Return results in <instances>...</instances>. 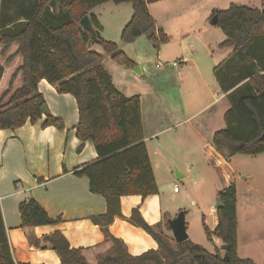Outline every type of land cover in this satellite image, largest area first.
I'll list each match as a JSON object with an SVG mask.
<instances>
[{
	"label": "trees",
	"instance_id": "trees-1",
	"mask_svg": "<svg viewBox=\"0 0 264 264\" xmlns=\"http://www.w3.org/2000/svg\"><path fill=\"white\" fill-rule=\"evenodd\" d=\"M5 0H0L2 10ZM128 2L132 14L120 31L122 42H131L145 34L155 49L168 41L167 33L156 27L147 0H34L22 11V19H1L0 46L5 54L17 45L6 62L21 56V64L13 72L8 88L0 95V129H15L27 120L34 122L45 113L42 126L63 128L61 117L42 110L43 95L38 91L39 80L45 79L59 93L74 96L78 109L75 134L80 140H90L97 159L74 169L76 175L88 178L89 189L106 200V212L92 217L102 227L109 250L88 263L81 248L70 247L67 239L55 230L44 239L60 258V264H256L252 258L237 253L236 184L230 182L216 194L222 205L215 209L216 224L210 229L201 219L208 241L215 237L225 244L221 251L216 245L209 251L189 238L176 242L164 230H170L168 213L161 222L147 224L137 209L130 220L142 227L157 242V249L139 255L127 252L124 243L110 235L108 225L120 214V197L140 194L145 197L158 192L148 150L143 141V126L139 95H124L112 82L111 75L101 64V55L89 48L98 44L117 64L135 68L136 63L118 45L101 35L103 26L90 10L104 2ZM158 1V0H152ZM88 14L96 38L84 30L79 20ZM226 36L219 48L232 52L213 68L220 90L230 105L223 114L224 126L216 130L211 144L216 150L226 149L229 155H255L264 152V1L262 7L230 2L226 8L212 12ZM235 59L242 61L236 70ZM21 74L22 85L12 84ZM245 80L240 84V81ZM21 226L55 224L32 197L18 207ZM185 212V211H184ZM0 264L15 263L6 235L0 209Z\"/></svg>",
	"mask_w": 264,
	"mask_h": 264
},
{
	"label": "crops",
	"instance_id": "crops-1",
	"mask_svg": "<svg viewBox=\"0 0 264 264\" xmlns=\"http://www.w3.org/2000/svg\"><path fill=\"white\" fill-rule=\"evenodd\" d=\"M147 1L156 27H161L169 37L168 41L160 44L158 49L151 44L152 49L148 56L139 50L137 40L142 35L131 42L120 40V31L132 14L131 4L122 2L109 6L110 1H108L90 10V13L95 14L103 26L101 31L103 37L106 31V15L102 12L103 9H106V13L110 12V18L117 29V37L119 36V41L113 40L138 66V69H134L119 65L111 58L112 61H110L108 54L98 49V44L89 45L90 49L101 55V64L111 75L114 85L126 96L137 94L140 97L143 141L148 150L158 189L157 193L145 197L140 194L121 196L120 214L114 216L108 225V231L111 236L124 243L127 252L131 255L157 249L158 244L155 239L142 227L131 222L130 215L132 210L137 209L149 225L161 222L165 213H168L171 218L176 215L169 201L171 200L169 190L171 179L169 178L166 180L167 183L163 184L158 182L156 176V170L162 171L164 175L168 174L172 156L171 161L177 167L175 170L178 178L188 177L187 170H182L181 165L194 163L202 169L207 166V169H212L211 171L213 169L220 171L225 182L220 190L230 182H235L237 253L240 257L252 258L241 253L239 244L240 188L238 184L242 183L240 178H243V171L234 166L231 161L230 157L236 154L229 155L226 149L216 150L211 144L213 133L223 128L215 125H219L218 122L223 120V114L230 105L226 95L231 91L220 90L213 68L232 52V48H219L218 45L226 39V36L221 29H219L221 33L210 29L213 31H207L199 42L204 53L197 59V52L192 42L183 40L182 30L185 26L172 27L173 32L169 33L170 27L167 24L169 20L177 18L179 14L191 8L192 4L197 3L196 1L205 4L207 15H212L214 10L222 9L225 2L224 0ZM239 1L248 6L259 5L254 0ZM162 3H169L175 8L162 12L160 7ZM101 7H104L102 12L97 11V8ZM260 7H262L261 4ZM114 10H117L118 16H111L114 15L112 12ZM185 33L187 34L188 31L185 30ZM171 43L174 44L177 53L165 60L170 61L167 65L164 62L156 63L158 72L154 79L158 85H153L152 92L133 93V86L139 80L149 86L148 78L143 81L139 77H146L147 63L152 61L154 55L159 59L162 57L165 59L162 50L164 46ZM188 53L191 54L188 56ZM176 60L179 61L180 67L171 64ZM241 63L242 61L235 59L236 70L241 67ZM17 76L12 84L13 89L22 85L21 74ZM189 77L192 81L189 82L184 96L180 82L187 84ZM168 81L174 82L171 86L173 93L169 95L164 94L162 90V87L165 88L168 85ZM244 82L245 80L240 81L239 85ZM37 88L44 97L45 111L61 117L64 126L63 128H57L54 125L42 126L46 117L45 113H42L41 117L34 122L27 120L15 129H0V209L12 257L15 263L60 264L58 254L44 239L55 230H59L70 247L81 248L86 261L94 263L96 257L107 252L112 245L111 240L105 239L102 227L92 219L106 212V200L102 195L91 192L88 178L84 175H76L74 169L95 161L97 153L90 140H80L75 134L78 109L74 96L70 93L57 92L56 88L45 79L39 80ZM187 97L192 99L191 102L196 105L195 107L188 105ZM220 102L225 105L215 110V105ZM178 144H185L184 150L189 151L185 153L188 155L187 158L175 153V147ZM255 157L254 166L264 170V152L255 154ZM248 186L251 189L249 184ZM179 191V188L175 191L173 187L172 193H179ZM27 197L34 198L50 217L59 218V221L55 224L22 227L18 207ZM203 210L205 213H202L201 219L210 229H213L216 224L213 204L211 203ZM168 231L171 233V230ZM211 243L218 247L222 245L215 237Z\"/></svg>",
	"mask_w": 264,
	"mask_h": 264
},
{
	"label": "rangeland",
	"instance_id": "rangeland-1",
	"mask_svg": "<svg viewBox=\"0 0 264 264\" xmlns=\"http://www.w3.org/2000/svg\"><path fill=\"white\" fill-rule=\"evenodd\" d=\"M196 1V0H195ZM264 0H254L256 4L254 7H260V4L263 5ZM5 5L3 6L2 10L0 8V21L1 19H13V21H16L15 19H22L21 13L22 11L26 10V8L34 2V0H5ZM196 4H192L193 6L183 13L179 14L177 18L169 20L167 23L170 27L169 33L173 32V28L179 27L185 28L182 30L184 37L183 40L186 42L190 40L192 42V45L194 46V50H196L197 55L196 58L199 59L202 57V54L204 53V49H202L201 46V39L202 36L207 33V31H216V33H221L219 30L220 28L216 25L212 24V15H207V8L205 7L204 3H201L200 1H196ZM225 3H223L221 8H226L229 2H235L237 4H241L239 0H224ZM227 2V3H226ZM116 3L110 1L109 6H114ZM128 4V2H127ZM252 4V3H251ZM130 5V3L128 4ZM253 5V4H252ZM250 5V6H252ZM161 10L162 12L170 11L175 8V6H170L169 3L161 4ZM104 7L97 8V11H101ZM102 12L103 15H106V31H105V39L111 40L116 43L115 40L119 41V36L117 37V29L115 27V23L112 22L110 18V12L106 9H103ZM123 12L122 10H120ZM114 15L111 16H118L119 13H117V10L112 11ZM202 14V16H201ZM173 27V28H172ZM213 29V30H210ZM185 30L188 31V33H185ZM187 35V36H186ZM115 39V40H113ZM139 44V50L141 53L146 54L148 56L149 52H151L152 46L149 40L146 38L145 34H142V36L137 40ZM117 44V43H116ZM121 44V41H120ZM184 44V42H183ZM97 45V44H96ZM98 49L102 51L101 47L97 45ZM17 45L13 44L5 54H2L0 52V95L2 92H4L8 88V84L10 81V78L13 74V72L16 70V68L21 64V56L16 55L14 56L11 61L6 62V59L8 56L14 53L16 50ZM2 47L0 46V51ZM120 49V48H119ZM92 50V49H91ZM122 50V49H121ZM163 57L159 59L156 55H154L151 62L147 63L148 69H146V77H139V79L145 81V78L149 79V86L144 85L140 80L138 83H135L133 86V93H139V92H152L153 85H158V82L154 79L156 76V73L158 72V68L156 67L157 64H161L164 62L166 65L169 64L170 61L168 58H171L169 56H173L177 53V49L175 48L174 44H169L167 46H164L163 48ZM186 51V49H185ZM103 52V51H102ZM179 52V51H178ZM192 52V51H191ZM188 53L187 55L189 56ZM195 57V55H193ZM108 59L110 60L109 54L107 55ZM158 58V59H157ZM112 61V60H110ZM177 62V67L179 66V61ZM155 74H154V73ZM137 74V73H136ZM151 74V75H150ZM154 74V76H152ZM18 77V76H17ZM156 78V77H155ZM191 79L189 77L187 84H183L180 86L182 90V95L185 96V93L188 89V85L191 83ZM190 82V83H189ZM168 85L163 88L164 94H171L172 91V84L174 82H167ZM199 86V85H198ZM130 92V91H127ZM175 102V98H173ZM191 98H186V101L189 104H191L190 107H195L196 105L191 102ZM185 102V100H184ZM177 103V102H176ZM178 104V103H177ZM225 103L220 102L215 105L214 109H219L222 106H224ZM229 107V106H228ZM219 125H215L218 127H223V120L221 119L219 122ZM183 145V146H182ZM178 144L175 147V153L180 155L181 157L187 158L188 155L185 153H188V150H184L185 144ZM174 149V147H173ZM172 156L169 162V172L168 174L164 175L162 171L156 170V176L158 182L165 184L167 183L166 180L171 179L169 190L171 192V200L170 203L172 204L173 213L177 214L178 211L183 210L185 211V222L187 226V233L189 234V239L193 242L202 245L204 248H206L209 251H213L214 245L208 241L205 237V234L203 232V228L201 225V218L202 213H205L203 209L210 206L212 203L213 206L216 202L217 196L216 191L220 190L222 186H224L225 182L222 179V175L220 174V171L217 169L209 168L207 169V166L202 168H199L198 165L191 163L192 165H181L182 170H187L188 177L186 178H178L176 174V168L172 164ZM231 161L234 166H236L238 169H241L243 171V178H240L242 183H239L238 186L240 188L239 196H238V209H239V244L241 247V253L247 254L248 256L252 257L256 264H264V170H259L258 167L254 166L256 162L255 155H249V154H236L233 157H230ZM170 176V177H169ZM247 178V179H245ZM246 180V181H245ZM248 184L251 186H248ZM177 186L180 191L179 193H172L173 187ZM168 198V197H167ZM168 201V200H166ZM163 230L165 233L170 235L172 238V235L170 231H168L165 226H163ZM167 230V231H166ZM173 239V238H172ZM221 245V244H220ZM220 248V247H219ZM221 250V249H220ZM224 251V250H221ZM97 259V257H96Z\"/></svg>",
	"mask_w": 264,
	"mask_h": 264
},
{
	"label": "water",
	"instance_id": "water-1",
	"mask_svg": "<svg viewBox=\"0 0 264 264\" xmlns=\"http://www.w3.org/2000/svg\"><path fill=\"white\" fill-rule=\"evenodd\" d=\"M79 24L84 30L90 33L93 39L96 38V33L91 24L88 14L84 15L79 20ZM212 24H216L215 15L212 17ZM134 69H138V66H136ZM42 110L44 111L46 110V105L42 106ZM260 139L264 140V135H262ZM221 205H222L221 200L219 197H217L216 202L214 204V208L217 209ZM168 224H169L173 239L176 242H182L188 239V233H187L186 222H185V212L183 210L178 211V213L174 217L170 218L168 220ZM220 249L225 251L227 249V246L225 244H222Z\"/></svg>",
	"mask_w": 264,
	"mask_h": 264
},
{
	"label": "built area",
	"instance_id": "built-area-1",
	"mask_svg": "<svg viewBox=\"0 0 264 264\" xmlns=\"http://www.w3.org/2000/svg\"><path fill=\"white\" fill-rule=\"evenodd\" d=\"M172 65H177V62H172L171 63ZM178 189V187L177 186H174V190L176 191Z\"/></svg>",
	"mask_w": 264,
	"mask_h": 264
}]
</instances>
